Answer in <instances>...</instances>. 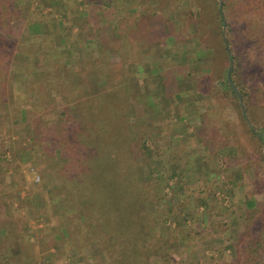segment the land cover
Here are the masks:
<instances>
[{
    "label": "rangeland",
    "instance_id": "rangeland-1",
    "mask_svg": "<svg viewBox=\"0 0 264 264\" xmlns=\"http://www.w3.org/2000/svg\"><path fill=\"white\" fill-rule=\"evenodd\" d=\"M0 1V264H86L80 262L86 255L73 254L74 243L64 234L67 214L52 208L46 194L59 182L47 165L53 161L44 160V154L61 150L55 160L62 163L63 172L71 173L69 176H73V167L75 175L81 169L76 164L78 154L71 157L69 147L62 151L72 138L63 135L66 126L58 124L57 113L50 111L67 106L55 96H44L37 102V94L29 92L25 79L22 92L29 94L19 103L27 108L28 120L15 118L6 95L11 67H26L24 71L32 67L33 79L44 82L41 79L45 78L46 85L50 72L44 65L50 64L55 70L50 74L51 84L60 86L64 97L73 101L77 98L73 89L89 96L106 85L101 81V68L83 72L88 51L104 41L106 51L114 55L109 60L119 58L120 62L118 54L125 39L134 43L135 61L141 68L139 71L131 63L125 70L133 88L126 114L132 125L138 124L134 147L140 173L134 180L144 184L151 175L147 189L152 210L160 212L162 220L176 221L158 231L162 239L176 242L180 249L170 264H237L236 243L244 231L245 216L250 220L262 215L258 211L264 207V192L258 187L264 183V172L254 177V167H259L258 143L247 132L231 99L216 89L217 72L205 68L212 64V57L209 62L197 59L202 47L189 41L193 33L188 32L185 22L180 21L174 30L178 37L173 44L162 48L158 41L167 38L164 30L172 25L173 15L178 20L182 17L177 7L184 0L167 4L165 0H63L59 5L53 0ZM237 3L263 12L264 0ZM150 35L155 36L154 41ZM63 52H73L76 60ZM165 52L174 57L167 59ZM69 71L76 73L74 77ZM72 78L74 83H69ZM252 85L253 105L264 122V73H259ZM199 91L212 99L200 100ZM127 105L126 99L118 101L116 114L121 125ZM34 110L40 113L46 130L38 132L28 123L34 119ZM217 115L224 126L239 134L243 154L232 152V135L226 139L231 144L228 147H222L218 140L208 141V154L198 132L218 135L212 131L211 121ZM50 119L54 126L46 122ZM117 136L124 137L120 132ZM231 180L238 181L236 188L227 184ZM219 186L222 189L215 192ZM138 189L145 194V185ZM245 199L255 200L257 206L244 210ZM92 253L93 263L105 261L98 247L93 246Z\"/></svg>",
    "mask_w": 264,
    "mask_h": 264
},
{
    "label": "trees",
    "instance_id": "trees-1",
    "mask_svg": "<svg viewBox=\"0 0 264 264\" xmlns=\"http://www.w3.org/2000/svg\"><path fill=\"white\" fill-rule=\"evenodd\" d=\"M53 1L55 5H59L63 0ZM171 1L164 2L167 4ZM222 1V10L219 7L220 0H184V3H179L177 9L180 8L178 13L182 17L178 20L173 15L172 25L164 30L167 38L158 41L162 48L168 47L169 43L173 44L178 37L174 34V30H177L180 21H183L188 32L193 33L189 41L193 43V46L202 47L197 59L209 62L208 59L212 57V64L209 62L208 67L205 68L208 71L217 72L216 89L231 99L247 132L258 143L259 167L257 169L254 167V177H257L260 172H264V122L253 105L252 83L259 73H264V7L263 12L257 13L238 4V0ZM160 6L161 3L157 5L156 10ZM223 16L226 19L225 32ZM194 34L198 36L195 37ZM154 37L150 35V40L154 41ZM45 40L47 38L43 41L46 42ZM122 48L120 54H118L119 51L117 53L121 57L120 62L119 58L109 60L114 55L106 51L107 45L104 41L96 50L88 51L87 60L82 65L83 72L95 67L105 72L103 74L100 70L101 81H105L106 85H101L98 93L86 96L83 92L78 93L76 89H73L72 95L77 97L76 100L74 98L71 101L64 97L61 87L51 84L50 74L55 70L48 64L44 65L50 72L46 85H44L45 78L41 79L44 82L33 79L30 73L32 67L29 71L28 69L24 71L26 67L12 66L11 85L6 95L15 118L23 122L28 120L27 108L19 101L28 98L29 92L37 94V102L42 101L44 96H55L60 97L67 106L66 109L53 108L50 111L57 113L58 124L63 123L66 126L63 130L66 133L63 132V135L72 138V143H68L69 145L67 144L62 151L68 150L69 147L71 157L76 158L78 154L79 160L76 164L81 169L75 175L76 168L73 167V176H69L71 173L63 172L62 163L55 160V156L61 153V150L60 152L57 150V153L49 152L50 155L44 154V160L53 161L47 165L53 179H58L59 182L46 194L49 196L52 208H58L67 214L69 220L65 225L64 234L69 237V242L74 243L73 254L86 255L80 262L96 264L92 262L94 258L92 248L96 246L106 257L102 264H170L174 254H178L180 249L176 242L168 238L162 239L158 231H162L161 226L170 228L176 221L173 218L162 220L160 219L162 214L152 210L153 205L148 197L147 189L150 185L147 180H150L151 175L145 179L144 184L138 185L137 179L134 180L140 173V162L134 147V139L138 134L135 130L138 124L132 125L130 116L126 114L129 105L131 107L130 96L133 88L131 76L125 70L131 63L135 64L139 71L141 68L138 61H135L134 43L125 39ZM63 54L76 60L73 52H63ZM163 55L167 59L174 57L170 52H165ZM29 57L32 63L31 54ZM231 59L234 60L231 78L240 90L243 102L228 81L227 71L231 66ZM0 62H2L1 59ZM250 68H254L255 71L250 73ZM72 72H68L69 76L74 77L76 73ZM57 78L53 77V79ZM25 79L29 84L27 93L22 92L24 91L22 81ZM68 81L74 83L75 80L72 78ZM197 94L202 101L211 97L203 91ZM124 99L127 100L128 105L124 107V121L121 125L116 108L118 101ZM110 102L113 104L109 108ZM33 115H35L33 121L28 123H32L33 128L38 132H41L40 129L46 130L47 128L41 125L42 120L38 110H34ZM211 121L212 131L217 132L219 137L212 132L208 134L198 132L208 154H210L208 141L218 140L222 147H228L231 145L226 143L229 135H232V152L243 154L239 134L224 126L218 119V115ZM46 122L52 123V126L55 125L53 119ZM117 132L124 137H118ZM121 154L124 155L120 156ZM227 184L236 188L238 181L231 180ZM144 185L145 194L138 189ZM258 188L261 193L264 192V183L261 182ZM220 189L222 186L216 187L214 191ZM239 191V189L234 191L232 196L237 195ZM254 191L257 190L254 189ZM142 195L144 196L140 198L139 196ZM242 203L244 210L257 206L256 201L252 199H245ZM160 204L158 202V205ZM258 212L262 215L255 216L256 221L254 216L249 220L245 216V211L243 213L245 227L236 243L239 251L235 259L237 264H264V207Z\"/></svg>",
    "mask_w": 264,
    "mask_h": 264
},
{
    "label": "water",
    "instance_id": "water-1",
    "mask_svg": "<svg viewBox=\"0 0 264 264\" xmlns=\"http://www.w3.org/2000/svg\"><path fill=\"white\" fill-rule=\"evenodd\" d=\"M219 7H220V10H222V7H223V1L222 0H220ZM225 30H226V19L223 16V31L225 32ZM233 64H234V60L231 59V66L229 67V69L227 71L228 81L232 85L234 90L237 92V94L239 95L241 102H243V96H242L240 90L238 89V87L235 85V83L233 82V80L231 78V70H232ZM243 109H245L244 106H243Z\"/></svg>",
    "mask_w": 264,
    "mask_h": 264
}]
</instances>
